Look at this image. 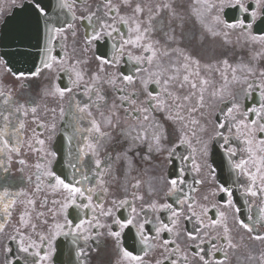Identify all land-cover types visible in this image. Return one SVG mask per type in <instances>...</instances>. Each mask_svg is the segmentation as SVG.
Wrapping results in <instances>:
<instances>
[{
    "label": "snow or ice",
    "instance_id": "6c2138e0",
    "mask_svg": "<svg viewBox=\"0 0 264 264\" xmlns=\"http://www.w3.org/2000/svg\"><path fill=\"white\" fill-rule=\"evenodd\" d=\"M77 2L21 0L19 6L27 10L34 29L36 43L33 47L36 51L28 54L30 66L26 69H14L8 54L0 53V68L19 81L53 77L49 79L45 94L59 100L82 88L89 100L95 97L91 105L77 103L76 107L82 113L92 106L98 109L105 106L107 100L102 86H113L118 103H113V111L104 118L105 125L122 128V111L123 125L129 130L128 139L145 146L148 159L166 153L169 162L176 158L183 166L166 181L163 202L152 199L138 211L133 200L144 201V196L133 192V200L114 199L112 207H105L99 201L106 199L108 189L104 187L105 195L101 198L97 184L103 187L107 183L105 178L111 174V156L105 160L95 159L91 168L88 161L95 155L99 136H111L112 133L102 132L99 122L90 121L91 127L87 131L96 135L91 139L84 136L85 146L75 154L69 152L64 170L58 173L53 167L57 153L45 148L46 141L40 139L35 130L29 141L20 138L26 127L21 117L28 116L26 104L15 100L11 90L0 89V104L4 106L0 110V120L3 121L0 124V156L5 160L0 163V168H10L13 157L20 156L21 149L27 144L29 150L41 153L35 164L37 191L46 182L54 192L63 194L61 201H53L59 205L53 210L54 215H62L63 222L57 220L49 226L47 233H36L37 225L29 223L27 211L21 215L20 227L8 237L16 243L20 255L9 260L8 254L13 250L6 247L5 264H16L21 260L23 264H50L58 237L71 236L73 244L82 239L86 246L93 238V230L104 228L120 256L118 264H230L229 252L245 246L235 241L230 220L249 240L264 243V232L260 231L264 229V69L258 71L252 63L264 58V32H254L257 24H264V0H196L198 7L193 9V15L205 32L213 37H224L226 43L230 42L227 38L231 34L239 33L246 43L261 47V51L254 53L252 61L231 65L224 59L223 69H217L219 83L201 75V59L195 53L187 52L183 47L172 48V44L180 45L195 39V35L185 29L184 17L177 11L173 0H164L154 8L139 0H120L119 4H114L113 0H101L96 9L86 15L77 14ZM12 3L15 6L16 0ZM228 8L237 9L242 15L230 21L224 15ZM121 9L128 11L122 12ZM79 26L85 29L81 51L92 52V59L96 62L94 71L88 68L90 59L77 57L72 63L73 57L68 53L69 35L73 40V52L76 51ZM157 34L162 35L164 44L153 38ZM101 42L106 46L105 51L98 48ZM172 52L178 54L179 60L165 62ZM122 61L133 65L132 74L118 70ZM203 67L211 70L212 65ZM109 69L118 71L110 72ZM61 73L68 79V84L63 87L58 82ZM26 86L21 84V87ZM185 88H188L187 93L182 92ZM142 95L145 97L143 101L140 100ZM211 109L214 112L208 114L213 119L208 120L205 112ZM60 111L63 115L64 109ZM157 111L164 113V121L171 123V131L154 115ZM31 112L35 115L36 107H31ZM12 117L19 123H14ZM39 127L46 126L40 124ZM50 127L54 132L55 124ZM213 145L218 146L227 158L230 173L235 177L234 186H230L227 180L221 182L217 179L216 168L210 162ZM180 148L186 149L187 154L180 153ZM122 155L127 158L128 150L125 149ZM18 163L24 165L26 161L19 159ZM204 168L208 170L212 186L209 195L198 201L194 195L197 191L195 185H202L204 181L195 179L194 183L187 184L186 190V174H199ZM133 187H139V183ZM237 191L245 206L243 213L236 203ZM21 195H26L23 190L15 196L7 189L0 193V203L3 204L0 221H4L0 222V234L5 232L7 220ZM210 196L216 198L214 202ZM94 197L97 198L95 201ZM169 198L172 202H167ZM27 204L34 205L35 201L28 199ZM70 208L87 210L91 216L87 218L86 212V218L74 222L68 216ZM124 208L129 211L121 218L117 213ZM162 212L168 214L167 222L161 218ZM140 216L144 217L143 220L139 219ZM101 217L110 222L102 223ZM193 218L197 223L195 233L187 229L184 232L188 241L199 240L200 243L187 245L188 249H195L190 258L187 250L178 243L182 235L179 226L181 219ZM148 225L152 226L151 229ZM28 228L36 233V238L24 231ZM132 229H135V244L139 245L142 255L124 246V234ZM217 240L222 243H215ZM243 240L242 235L241 242ZM205 243L209 245L208 249L201 246ZM157 249L161 258L150 259V253ZM217 253H221L222 258L217 259ZM81 257L86 258L84 247L77 252V258ZM248 258L253 257L249 254ZM259 261L264 264V251H261Z\"/></svg>",
    "mask_w": 264,
    "mask_h": 264
},
{
    "label": "flooded vegetation",
    "instance_id": "af4514ba",
    "mask_svg": "<svg viewBox=\"0 0 264 264\" xmlns=\"http://www.w3.org/2000/svg\"><path fill=\"white\" fill-rule=\"evenodd\" d=\"M120 0H113L114 4H119ZM141 3H150L153 8L158 3H163L164 0H139ZM21 0H16V5L14 6L12 0H0V53H2V42L4 34V21L6 17L18 7ZM101 0H78L76 8L78 10L77 14H87L89 11H94ZM174 6H176L177 11L184 17V27L189 32V34H194L195 39L191 42L184 41L180 45L172 44V48L183 47L185 51L190 53H195L197 58L201 59V75L206 76L212 81L219 83L220 72L217 69H223L222 61L227 59L229 64L236 65L241 62L252 61L254 53L261 51L260 45H253L246 43L239 33L231 34L227 39L230 41L225 42V38L222 36L213 37L211 34L207 33L202 29L200 23L197 21L195 15H193V9L198 7L196 0H173ZM254 6V5H253ZM229 15L226 16L228 19H233L238 15H242L237 9L228 8ZM122 12L128 11L127 9H121ZM225 15V13H224ZM167 20V17L165 16ZM210 19V18H209ZM231 21V20H230ZM77 25L80 24L79 21L76 22ZM180 29L177 28V32ZM254 32L261 33L264 32V24H257L254 27ZM85 29L83 26L78 27V37L76 44V51L73 52V40L69 35L67 50L70 56L73 57L72 63H75V58L82 57L91 60L88 68L92 71L95 70L96 62L92 59V52L84 53L81 51L83 46V36ZM154 39H159L161 44H164V39L161 34H157L153 37ZM59 51V48H57ZM179 60L178 54L172 52L168 59ZM167 58H165L166 61ZM255 64L257 70L264 69V58L259 61H252ZM212 65L211 70L205 69L203 65ZM119 71L126 74H132L133 65L122 61L119 66ZM117 69H109L110 72H116ZM53 77H41L33 78L28 81L16 80L12 75L6 74L2 68H0V89L5 92L10 91L11 96L21 102L25 103L28 116L21 117L25 121V130L21 134V140L29 141L35 133L38 134L40 139L46 141L45 148L48 151H55L57 153L56 162L54 164V170L58 173L62 172L65 167V162L68 159L69 152L75 154L79 148L84 147L87 141L83 139L84 136H88L91 139L96 134L94 132H88L87 130L91 127L90 121L96 120L101 124L102 132H111V136H99L96 142V152L88 161V167H93V161L97 158L105 160L106 157L111 156V174L105 179L107 183L101 187L97 184V188L100 197H104V187L108 189L106 199H101L105 207H112L111 201L116 199L128 198L133 200L132 193L135 192L138 195L144 196V201L133 200V204L139 211L140 207L149 203L152 199H157L161 202L164 201V192L166 191L167 185L166 181L169 178L175 176L177 168L183 166L181 162L173 158L171 162L166 159V153L155 155L154 159L147 158V148L140 144L139 141H130L128 139V128L123 125V112L121 111V122L122 128L109 127L104 123V118L108 116L111 111H113V103H118L117 93L114 91L113 86L104 84L103 92L106 95L107 103L101 108L92 106L88 111L80 112L78 111L76 105L79 103L83 106L85 103L92 104V100H89L87 96L83 94V89L75 90L74 95L67 94L63 100L54 98L52 96L45 94V88L49 86V79ZM87 79V77H86ZM59 84L63 87L68 84L67 76L63 73L60 74ZM24 83L27 86L21 87ZM236 87H239L237 85ZM154 89V86H150ZM133 91V89H129ZM183 93L188 92V88L182 90ZM71 97V99H70ZM145 97L142 95L140 100L143 101ZM36 107L35 115L31 112V107ZM4 106L0 104V110H3ZM64 109V114H61L60 109ZM55 109V111H53ZM214 112V109L206 110L205 115L208 120H212L213 116L209 115L208 112ZM103 113V115H101ZM8 113L5 111L4 113ZM154 115L159 118L162 122L166 123L169 131H171V123L164 121V113L157 111ZM199 116V114H196ZM14 123L18 124L19 120L15 117L11 118ZM131 122V121H129ZM203 122V121H202ZM3 121L0 120V124ZM55 124V131L51 130V124ZM115 125V121L113 122ZM44 124L45 128H40L39 125ZM211 125H209V131H211ZM9 132L11 128L7 129ZM151 130H149V133ZM135 135V132L132 133ZM235 143V142H234ZM125 149L128 150V157L125 158L122 154ZM179 152L182 154H187L186 149L180 148ZM41 153L29 150L27 144L21 149L20 156H14L11 167L5 170L0 168V193L5 189L13 193L23 192L26 195H21L12 209V216L7 220V227L4 233L0 234L1 239L9 244H13L16 248V256L20 255L17 251L16 243L8 239V237L14 234L15 229L20 227L19 221L22 214L26 211L29 214V223H34L37 225L36 233L44 232L50 225L54 224L57 220L63 222L62 215H54L55 209L59 208L58 204H54L53 201H61L63 199V194L59 191L54 192L48 187L47 183L41 185V189L37 191L36 178H35V164L39 159ZM19 159H24L26 163L21 165L18 163ZM83 160L84 157H81ZM198 162L200 158L197 157ZM5 160L3 156H0V163H4ZM210 162L213 167L216 168L217 173L230 172L227 163V158L223 156L222 151L218 146L213 145V153L210 158ZM31 177V179H29ZM195 179H202L204 183L202 185H195L197 191L194 194L198 201H201L202 196L209 195L212 186L211 177L208 175L207 168L199 174L189 172L186 174V185L184 186L187 190V184L194 183ZM139 183V187L134 188L133 185ZM230 186L232 182L228 183ZM152 193V195H149ZM32 199L35 201L34 205L27 204V200ZM97 198L94 197V201ZM215 197L210 196V200L215 201ZM7 202V201H5ZM167 202H172L171 198ZM236 203L237 206L241 208L242 213L245 211V206L243 205L242 198L239 192H236ZM226 211V209H221ZM129 209L124 208L118 211V215L121 218L127 216ZM3 212V204L0 203V214ZM87 210L82 212L76 208H70L68 210L69 219L74 222H78L80 218H86L85 213ZM39 213H44V215H39ZM151 215V214H150ZM167 213H160V216L165 222H167ZM212 215V213H209ZM91 213L87 212V218H90ZM143 216L139 219L143 220ZM47 221V223H45ZM4 222V221H0ZM102 223H108L105 218L101 217ZM229 226L233 228V236L236 242L242 243L239 250H234L229 252L231 257L230 264H260L259 256L261 251H264V243L259 241L249 240L247 235L239 230L230 220ZM151 229V225L147 226ZM181 237L178 243L181 244L183 250H187L189 257L191 258L192 252L195 251L194 248L188 249L189 244H199L200 241H188L186 239V233L184 229L188 232L195 233L197 228L196 220H184L181 219L180 222ZM26 233H31L34 238H36V233H32L31 228L24 229ZM264 232V229H260ZM99 232V235H96ZM154 234V233H153ZM92 239H90L85 246L84 241L81 239L77 244L72 243L71 236H60L54 242L55 252L52 255L50 264H118L120 261V256L117 253L114 242L112 238L108 235L106 228L93 230ZM166 235V234H165ZM244 236V240L241 242V236ZM124 246L133 250L137 254H141L140 247L135 244V229L126 230L124 237ZM215 243L220 244L222 241L217 240ZM205 249L209 248L207 243L201 245ZM80 247H84L86 258H77V252ZM46 250V249H45ZM251 254L253 257L249 259L248 256ZM150 259H159L160 250L150 253ZM217 259L222 258L221 253H217ZM9 260H13L8 258ZM31 259V258H29ZM22 261V260H21Z\"/></svg>",
    "mask_w": 264,
    "mask_h": 264
},
{
    "label": "water",
    "instance_id": "95a60500",
    "mask_svg": "<svg viewBox=\"0 0 264 264\" xmlns=\"http://www.w3.org/2000/svg\"><path fill=\"white\" fill-rule=\"evenodd\" d=\"M27 22H29V20H26ZM11 63V65H13L14 63L13 62H10Z\"/></svg>",
    "mask_w": 264,
    "mask_h": 264
},
{
    "label": "rangeland",
    "instance_id": "374dc122",
    "mask_svg": "<svg viewBox=\"0 0 264 264\" xmlns=\"http://www.w3.org/2000/svg\"><path fill=\"white\" fill-rule=\"evenodd\" d=\"M3 249H5V247H3Z\"/></svg>",
    "mask_w": 264,
    "mask_h": 264
}]
</instances>
